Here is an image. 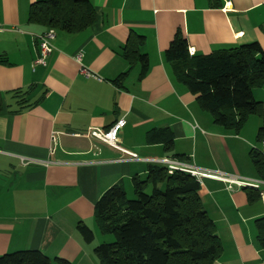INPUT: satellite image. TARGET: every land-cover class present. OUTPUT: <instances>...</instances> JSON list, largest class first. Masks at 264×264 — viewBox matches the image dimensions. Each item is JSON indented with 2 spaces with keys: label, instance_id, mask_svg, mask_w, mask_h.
<instances>
[{
  "label": "crops",
  "instance_id": "obj_1",
  "mask_svg": "<svg viewBox=\"0 0 264 264\" xmlns=\"http://www.w3.org/2000/svg\"><path fill=\"white\" fill-rule=\"evenodd\" d=\"M34 1L0 0V255L36 249L72 264H100L96 244L85 243L76 225L98 228L94 206L101 194L117 183L131 189L134 176L158 164L152 160L169 157L264 180L250 157L253 148L264 154V131L257 140L264 79L252 89L261 109L235 130L214 123L165 58L177 31L192 55L253 41L264 49V0H90L95 22L76 34L57 32L45 66L35 63L43 31L28 21ZM130 36L143 38L145 71L123 55ZM81 65L94 76L80 73ZM120 118L126 123L119 145L136 160L120 161L116 148L80 135L107 130ZM160 127L173 132L170 152L147 141L149 130ZM21 157L33 162L23 165ZM198 181L222 243L216 264H264L254 224L264 216V185L250 201L247 186L230 190L219 177Z\"/></svg>",
  "mask_w": 264,
  "mask_h": 264
},
{
  "label": "trees",
  "instance_id": "obj_2",
  "mask_svg": "<svg viewBox=\"0 0 264 264\" xmlns=\"http://www.w3.org/2000/svg\"><path fill=\"white\" fill-rule=\"evenodd\" d=\"M90 0H37L29 8L28 21L41 31L76 34L95 22ZM141 36H130L124 57L136 59L145 71L148 57L140 52ZM176 77L196 96L215 124L238 130L246 117L261 109L253 88L264 79V49L256 41L208 55H192L181 31H177L165 51ZM123 76V75H122ZM120 76V78L122 77ZM117 82V81H116ZM19 93L18 98H19ZM264 127L259 129L261 141ZM173 132L169 127L152 128L148 143L161 142L172 151ZM251 160L264 179V154L250 151ZM133 197L128 198L122 183L105 190L94 206V218L102 233L114 240L93 246L100 264H216L222 243L215 223L199 195L200 182L188 172L170 173L162 165L149 166L143 177L132 178ZM250 201L260 196L258 189L244 187ZM258 245L264 248V216L254 222ZM76 230L92 244L94 231L79 222ZM0 264H72L62 257L50 258L36 249L0 255Z\"/></svg>",
  "mask_w": 264,
  "mask_h": 264
},
{
  "label": "built area",
  "instance_id": "obj_3",
  "mask_svg": "<svg viewBox=\"0 0 264 264\" xmlns=\"http://www.w3.org/2000/svg\"><path fill=\"white\" fill-rule=\"evenodd\" d=\"M55 35L56 33L54 30H47L42 32L38 36L39 51L35 61L36 65H42V66L46 65L47 58L53 50L52 41L54 40ZM74 58L80 64L82 58V52L79 51ZM80 73L84 74L85 76H94V74H92L88 69H86L82 65L80 67ZM125 123H126L125 119L120 118L107 130H101L98 128H88L84 133H81L80 135L86 138L97 139L111 147L116 148L121 152V156L119 158L120 161L136 160L138 159V155L136 153L130 152L129 150H126L119 145V137H118L119 131L122 129ZM55 133L56 132H53V135H55ZM20 159L23 165H27L33 162L30 158H26V157H21ZM152 161L164 166L165 168H167V170L170 173H172L175 170H180L190 173L198 180L201 176L219 177L227 183V188L230 190L233 188L234 185L249 186L256 189L264 185V180H243L242 178H237L232 175H226L220 171L202 170L201 168H198L196 166L169 157H164Z\"/></svg>",
  "mask_w": 264,
  "mask_h": 264
},
{
  "label": "rangeland",
  "instance_id": "obj_4",
  "mask_svg": "<svg viewBox=\"0 0 264 264\" xmlns=\"http://www.w3.org/2000/svg\"><path fill=\"white\" fill-rule=\"evenodd\" d=\"M130 186L132 187L131 189H126V187H125V190H126V193H127L128 198H132L133 197V193H134L132 183H130ZM94 232H95V240H94V243L96 245L97 244H101L103 242H111V241L114 240V237L111 234L102 233V231H101L100 228H94Z\"/></svg>",
  "mask_w": 264,
  "mask_h": 264
}]
</instances>
